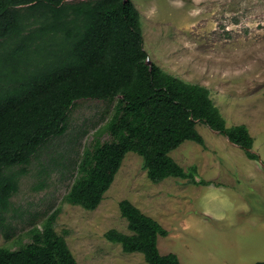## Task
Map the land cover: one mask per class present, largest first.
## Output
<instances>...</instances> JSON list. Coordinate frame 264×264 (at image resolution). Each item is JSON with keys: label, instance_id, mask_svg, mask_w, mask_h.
<instances>
[{"label": "rangeland", "instance_id": "rangeland-1", "mask_svg": "<svg viewBox=\"0 0 264 264\" xmlns=\"http://www.w3.org/2000/svg\"><path fill=\"white\" fill-rule=\"evenodd\" d=\"M132 2L140 14L143 48L150 62L208 88L226 126L248 128L259 159L247 158L226 137L197 122L206 147L184 142L170 155L185 169L195 166L197 179L214 176L213 185L230 186L222 195L194 200L190 184L174 178L162 182L158 193L142 158L130 152L100 205L88 211L66 203L64 196L79 175L84 150L96 140L110 141L106 124L117 102L78 101L66 133L49 140L21 177L6 215L10 228L0 232V247L16 250L28 244L29 230L41 227L58 209L56 232L65 237L79 264H147L141 254L124 253L104 234L110 229L130 233L118 208L121 200L148 212L165 197L168 207L163 204L155 215L149 212L169 232L157 239L161 255L174 254L181 264L264 262V0ZM208 209L229 216L221 221L202 216ZM182 223L188 230L180 229Z\"/></svg>", "mask_w": 264, "mask_h": 264}, {"label": "trees", "instance_id": "trees-1", "mask_svg": "<svg viewBox=\"0 0 264 264\" xmlns=\"http://www.w3.org/2000/svg\"><path fill=\"white\" fill-rule=\"evenodd\" d=\"M147 61L132 0H0V232L10 228L6 215L31 159L66 133L81 100L117 102L106 124L110 141L84 150L64 196L88 211L100 205L130 152L142 158L152 183L215 184L197 179L195 166L185 169L170 155L184 142L206 147L197 122L259 159L248 128L227 127L208 88ZM118 208L130 233L110 229L108 242L141 254L147 264H181L176 255L159 253L157 239L169 234L159 222L127 199ZM58 212L29 230L28 244L0 247V264H79L56 232Z\"/></svg>", "mask_w": 264, "mask_h": 264}, {"label": "crops", "instance_id": "crops-1", "mask_svg": "<svg viewBox=\"0 0 264 264\" xmlns=\"http://www.w3.org/2000/svg\"><path fill=\"white\" fill-rule=\"evenodd\" d=\"M178 163V162H177ZM179 164V163H178ZM180 165V164H179ZM169 179V178H168ZM167 179L159 182V183H156V185H154L156 188V192H160L162 191V186L160 187V185L162 184V182L166 181ZM212 180H215V177L213 176L212 178H208L206 179L205 181H212ZM219 182H217V185H206V186H203V185H192L190 184L191 187H188V189L195 194V197H194V200H198V198L201 199V196L202 195H207V197H211V198H214L216 196H220L222 195V193H224V190L226 187H230L228 185H224L223 182H220L219 185H218ZM158 204H155L154 203V207L152 206V209L148 210L147 211H144L142 208H139L143 213H145L146 215L149 216V212L151 213L150 215H155L157 210H161L163 209L162 208V205L165 204L167 207L169 206V202L166 201L165 197L164 198H160L158 200ZM167 202V203H166ZM190 205V203H188ZM239 207H234V210L233 211H237L239 210L238 209ZM166 210V209H165ZM245 212H247L245 209H243ZM202 216L208 218L207 216L209 215L210 217H214V219H216L217 221H221V220H227V217L229 216L225 211H221V212H218V211H213V210H204V213L202 212L201 213ZM151 217V216H149ZM152 218V217H151ZM154 219V218H153ZM159 219V218H157ZM180 229H184V230H188L186 229L185 227V223H182V227ZM169 235V234H168ZM178 235V234H177ZM173 237V236H172Z\"/></svg>", "mask_w": 264, "mask_h": 264}, {"label": "water", "instance_id": "water-1", "mask_svg": "<svg viewBox=\"0 0 264 264\" xmlns=\"http://www.w3.org/2000/svg\"><path fill=\"white\" fill-rule=\"evenodd\" d=\"M147 62H148V65H150L151 62L150 61H147Z\"/></svg>", "mask_w": 264, "mask_h": 264}]
</instances>
